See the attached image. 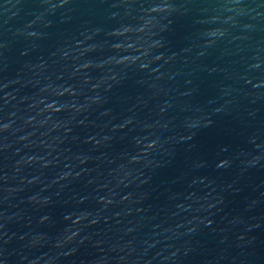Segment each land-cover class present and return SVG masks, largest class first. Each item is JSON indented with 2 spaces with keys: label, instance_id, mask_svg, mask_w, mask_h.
I'll return each mask as SVG.
<instances>
[{
  "label": "water",
  "instance_id": "1",
  "mask_svg": "<svg viewBox=\"0 0 264 264\" xmlns=\"http://www.w3.org/2000/svg\"><path fill=\"white\" fill-rule=\"evenodd\" d=\"M0 264H264V0H0Z\"/></svg>",
  "mask_w": 264,
  "mask_h": 264
}]
</instances>
